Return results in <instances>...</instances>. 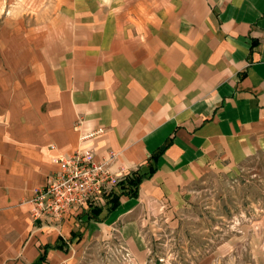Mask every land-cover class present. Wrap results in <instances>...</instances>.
<instances>
[{"label":"crops","instance_id":"crops-1","mask_svg":"<svg viewBox=\"0 0 264 264\" xmlns=\"http://www.w3.org/2000/svg\"><path fill=\"white\" fill-rule=\"evenodd\" d=\"M34 2L0 28V264L61 241L41 263L77 264L112 233L139 259L148 213L264 149V0ZM99 127L90 144L110 171H155L94 217L32 219L33 188Z\"/></svg>","mask_w":264,"mask_h":264},{"label":"rangeland","instance_id":"rangeland-1","mask_svg":"<svg viewBox=\"0 0 264 264\" xmlns=\"http://www.w3.org/2000/svg\"><path fill=\"white\" fill-rule=\"evenodd\" d=\"M34 1L0 0V28L7 15ZM177 199L162 201L138 226L146 256L132 257L112 233L101 248L77 250V264H194L211 255L222 264H250L264 254V149L230 170L193 177Z\"/></svg>","mask_w":264,"mask_h":264},{"label":"built area","instance_id":"built-area-1","mask_svg":"<svg viewBox=\"0 0 264 264\" xmlns=\"http://www.w3.org/2000/svg\"><path fill=\"white\" fill-rule=\"evenodd\" d=\"M103 128L85 131L80 140L85 146L57 156V167L41 186L34 187L29 211L32 219L42 216L62 219L101 207L105 198L116 190L127 174L110 171L107 161L94 156L90 143L100 136Z\"/></svg>","mask_w":264,"mask_h":264},{"label":"trees","instance_id":"trees-1","mask_svg":"<svg viewBox=\"0 0 264 264\" xmlns=\"http://www.w3.org/2000/svg\"><path fill=\"white\" fill-rule=\"evenodd\" d=\"M155 167L149 164L146 166L145 170H135L131 171L122 181H120L117 185V188L115 191H113L111 194H109L105 198V203L101 207H92L86 211V214L88 216L94 217L98 213L102 211V209L108 210L112 209L117 206L118 204V197L120 194H125L129 196H136L139 188V184L146 178L150 177L151 174L155 171ZM76 235L75 232L71 234L72 238L73 236ZM64 243L59 242L58 244L55 245H44L41 249V252L38 255V258L31 264H42L41 262L45 258V251L47 247H53V248H58L59 246H63Z\"/></svg>","mask_w":264,"mask_h":264}]
</instances>
